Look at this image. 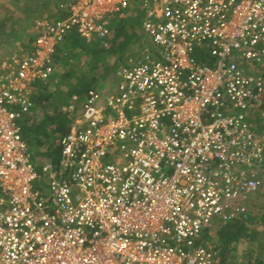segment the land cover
Segmentation results:
<instances>
[{
  "label": "built area",
  "instance_id": "obj_1",
  "mask_svg": "<svg viewBox=\"0 0 264 264\" xmlns=\"http://www.w3.org/2000/svg\"><path fill=\"white\" fill-rule=\"evenodd\" d=\"M133 1L68 0L65 17L34 21L28 52L0 60V264H219L203 232L249 220L264 172V0L136 1L147 45L114 93L86 91L57 162L34 163L21 122L57 51L72 34L105 44Z\"/></svg>",
  "mask_w": 264,
  "mask_h": 264
},
{
  "label": "rangeland",
  "instance_id": "obj_2",
  "mask_svg": "<svg viewBox=\"0 0 264 264\" xmlns=\"http://www.w3.org/2000/svg\"><path fill=\"white\" fill-rule=\"evenodd\" d=\"M45 8L54 12L55 7L52 0H0V41L6 39L5 42L1 41L0 43V55L9 53L12 43L29 42L33 33V23L39 18L38 15L43 12H45L43 14H50V12L43 11ZM141 24L142 18L131 7L121 17L118 15L113 16L111 34L105 41V44H100L99 42L84 43V46L78 47L75 50L63 45L55 58L54 75L45 84L48 85L50 93L54 95L52 96V101L66 99L70 91L78 90L79 87L86 86L95 79H98V85H101V88L107 89L111 87L114 73L117 69L130 56L136 55L141 45L144 46L148 43V38L143 35L141 30ZM118 26H121L124 30L117 41L119 43L117 47L116 42L111 43L110 40L115 34L114 29ZM123 41H125L124 46L121 44ZM46 109L49 111L51 108ZM261 128L257 127L259 130ZM28 149L34 151V148L30 146H28ZM53 157L57 160L58 153H55ZM47 161L48 159L45 158L38 165ZM247 207L250 215L255 218L264 215V184L258 194L248 199ZM263 227L260 223L256 222V228L263 231L262 235L254 238L253 241L245 240V242L240 243L235 252L232 253L227 264L255 262L257 256L255 245H258V243L264 245ZM213 231L214 228L211 229V232ZM203 241L205 244L211 243V245H216L215 241L211 242L208 238L206 240L203 239Z\"/></svg>",
  "mask_w": 264,
  "mask_h": 264
},
{
  "label": "trees",
  "instance_id": "obj_3",
  "mask_svg": "<svg viewBox=\"0 0 264 264\" xmlns=\"http://www.w3.org/2000/svg\"><path fill=\"white\" fill-rule=\"evenodd\" d=\"M63 1L64 0H52L53 5H58ZM64 16H66V14H63L60 18H63ZM114 30L115 34L110 41L111 43L116 42L115 44L118 47L119 43H117V41L121 37L124 29L121 26H118ZM124 43L125 41L121 43L122 46H124ZM83 44V41H81L75 34H72L67 37L64 45L72 50H75L78 47L84 46ZM55 58L56 56L54 59ZM198 60L202 63L207 62L208 64L214 62L213 59H209L206 56L198 58ZM33 101L35 103V107H38V110L34 109L21 122L22 138L28 146L34 148V151L31 150L34 157H36V155L41 157H50L49 151L54 148L59 138L68 132L69 126L62 116L56 115L52 111L51 113L47 112L46 103H50L54 108L61 105L65 101H61L60 103L52 101V95L43 91H39L37 96L33 97ZM257 218L250 216L247 222L235 220L227 224H219L214 227L213 232H206L203 235L202 239L206 240L208 238L211 242H216L215 247L219 251L220 257L219 264L228 263L232 253L235 252L241 241H253L254 238L258 237L261 231L256 228V222L260 223L261 226H264V215H261L260 217L257 216ZM257 248L258 252H260V248ZM261 255L262 254H260V256ZM246 264H264V261L259 259L255 262H247Z\"/></svg>",
  "mask_w": 264,
  "mask_h": 264
},
{
  "label": "crops",
  "instance_id": "obj_4",
  "mask_svg": "<svg viewBox=\"0 0 264 264\" xmlns=\"http://www.w3.org/2000/svg\"><path fill=\"white\" fill-rule=\"evenodd\" d=\"M68 0H64L63 2H60L58 5H54V7H55V10H54V12H51V10H49V9H47V8H45L43 11H47V12H50V14L48 13V14H43V13H45V12H43V13H41L40 15H38V17L39 18H41V17H44V16H48L49 18H51V19H54V18H60V17H62V15L64 14H66L67 15V13L63 10V9H61L60 8V5H63V4H65L66 2H67ZM138 1V0H137ZM132 7H133V9H135L136 10V1L134 0L133 1V3H132ZM65 17V16H64ZM38 19V18H37ZM33 33H32V37H31V39L29 40V42H23V43H21V42H15V43H12V47H11V49L9 48V53H7V54H5V55H0V60H3V59H5V58H7L11 53H14V52H19V53H26V52H28L29 50H30V46H31V44H32V42H33V38H34V36H35V33H34V27H33ZM1 41H6V39H3V40H1ZM1 41H0V43H1ZM66 42V41H65ZM65 44V43H64ZM63 44V45H64ZM62 45V46H63ZM145 45H147V44H145ZM141 47H143V45H141L138 49L140 50L141 49ZM62 48V47H61ZM60 48V49H61ZM59 49V50H60ZM139 50H138V52H139ZM1 53V52H0ZM133 56V55H132ZM132 56H130V57H132ZM204 55H201V57L200 58H202ZM119 69V68H118ZM118 69H117V71H118ZM248 70L250 71V72H253V73H256L257 72V69H255V68H253V67H250L249 66V68H248ZM117 71L114 73V77H113V83L111 84V87H109V88H107V89H104V88H101V85H98V79L96 80H94V81H92V82H90L89 84H87L86 86H82V87H79V89L77 90H73V91H70L68 94H67V98L66 99H61V101H65L64 103H62L61 105H58V106H56V107H52V105L50 104V103H46V108H51L49 111H47V109H46V111L47 112H49V113H51V111H53V113H55L56 115H60V116H62L63 118H64V120L67 122V124H68V126L70 125V121L80 112V106H81V104H82V101H83V99H84V95H85V93H86V91L87 90H89V89H92V90H95V91H97L101 96H102V98H105L107 95H109L110 93L112 94V93H114L115 91H116V85H117V78H116V74H117ZM52 78V77H51ZM51 80V79H50ZM49 80V81H50ZM47 84V83H46ZM48 85H39L38 86V88H37V90L35 91V93H34V96H37V94H38V92L39 91H43V92H46V93H48V94H51L50 93V91H49V89H48V87H47ZM52 95V94H51ZM73 95H78L80 98H81V102L79 103V105H78V112H76V113H73V114H68V113H65V112H62V107H64V106H67L68 105V102L70 101V98L73 96ZM33 96V97H34ZM52 96H54V95H52ZM56 102H61V101H57V99L55 100ZM48 104H50L48 107H47V105ZM38 108V107H37ZM37 108L35 107V110H37ZM34 110V109H33ZM28 146V145H27ZM58 149H59V147H58V142L56 143V145L54 146V148L52 149V150H50L49 151V153H50V157H41V156H39V155H36V157H34L33 155H32V152L30 151V153H31V155H32V159H33V161H34V163L37 165V168H40V166L42 165H38L40 162H42V161H44L45 160V158H47L48 159V161H51V162H57V160L55 159V157H53V155L55 154V153H58ZM52 160H55V161H52ZM47 161V162H48ZM44 164V163H43ZM263 184H264V172H263V174H262V187H263ZM261 187V188H262ZM260 188V189H261ZM260 191V190H259ZM258 191V192H259ZM258 192H257V194H258ZM256 195V194H255ZM259 230V229H258ZM260 231V230H259ZM209 233L210 231H208V230H205L204 232H203V234H202V237H203V235L205 234V233ZM262 233H263V231H261L260 232V234L258 235V236H260V235H262ZM243 242H245V240L244 241H241L240 243H243ZM257 247H259L260 248V252H258V248ZM255 248H257L256 249V253H257V256H256V258H255V261H257V260H259V259H262L263 261H264V254H262V253H264V245H262L261 243L259 244L258 243V245H255ZM258 253H259V255H258ZM260 254H262L261 256H260ZM252 262V261H251Z\"/></svg>",
  "mask_w": 264,
  "mask_h": 264
}]
</instances>
